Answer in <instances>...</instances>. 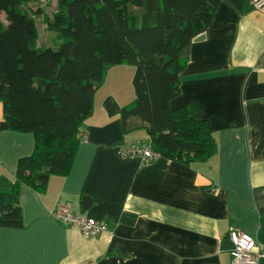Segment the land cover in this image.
Segmentation results:
<instances>
[{
    "label": "crops",
    "instance_id": "1",
    "mask_svg": "<svg viewBox=\"0 0 264 264\" xmlns=\"http://www.w3.org/2000/svg\"><path fill=\"white\" fill-rule=\"evenodd\" d=\"M28 5L51 13L56 0ZM34 18L37 45L48 46L53 34L40 39V30L50 31L41 15ZM105 68L102 85L119 69ZM179 77L169 106H201L196 117L209 123L214 155L190 165L121 156L120 145L146 134L138 117L128 118L124 131L120 115L106 112L104 97H120L106 88L80 127L69 173L51 175L41 194L20 186L22 226L0 227V264H230V230L252 235L264 264V11L251 0H220L210 24L192 38ZM34 143L30 132L0 131V188L11 187L18 159ZM64 204L105 229L86 237L53 218Z\"/></svg>",
    "mask_w": 264,
    "mask_h": 264
},
{
    "label": "trees",
    "instance_id": "2",
    "mask_svg": "<svg viewBox=\"0 0 264 264\" xmlns=\"http://www.w3.org/2000/svg\"><path fill=\"white\" fill-rule=\"evenodd\" d=\"M30 1L0 0V131L30 132L35 140L31 154L18 159L11 187L0 188V227L22 226L21 185L41 194L51 175L69 173L106 64L135 65L134 98L123 105L103 99L124 131L127 119L138 117L142 143L184 165L214 155L209 123L196 117L201 106L171 108L169 101L180 92L192 38L220 0H56L51 13L29 9ZM37 14L53 34L48 46L37 45Z\"/></svg>",
    "mask_w": 264,
    "mask_h": 264
},
{
    "label": "built area",
    "instance_id": "3",
    "mask_svg": "<svg viewBox=\"0 0 264 264\" xmlns=\"http://www.w3.org/2000/svg\"><path fill=\"white\" fill-rule=\"evenodd\" d=\"M252 3L255 8L264 10V0H252ZM118 153L123 157H138L142 164L152 163L160 158L141 140L120 145ZM51 215L64 224L77 228L85 236L98 234L105 229L104 223L93 217L72 213L67 204L59 205ZM228 238L232 244L229 251L230 264H258L260 254L256 251V242L252 235L243 231L231 230Z\"/></svg>",
    "mask_w": 264,
    "mask_h": 264
},
{
    "label": "rangeland",
    "instance_id": "4",
    "mask_svg": "<svg viewBox=\"0 0 264 264\" xmlns=\"http://www.w3.org/2000/svg\"><path fill=\"white\" fill-rule=\"evenodd\" d=\"M2 19H4V15H2ZM39 32H40V39H42V33H46L48 36L52 35V32L50 33L47 31L42 32L41 30ZM106 65H108V68L118 67L119 69L110 70L107 84L102 85L103 87L96 93L95 96L96 101H98L99 98H102V95H105L106 88H112L114 91H117L119 93L117 94V96L120 97L119 99L118 98L116 99L119 105L130 102L135 95L132 86V77L135 72V65L133 64H106Z\"/></svg>",
    "mask_w": 264,
    "mask_h": 264
},
{
    "label": "water",
    "instance_id": "5",
    "mask_svg": "<svg viewBox=\"0 0 264 264\" xmlns=\"http://www.w3.org/2000/svg\"><path fill=\"white\" fill-rule=\"evenodd\" d=\"M88 199L87 198H83L82 199V210H86V208H87V204H86V202H90V201H87ZM229 243H230V241H229ZM231 247H232V244L230 243V249H231Z\"/></svg>",
    "mask_w": 264,
    "mask_h": 264
},
{
    "label": "bare ground",
    "instance_id": "6",
    "mask_svg": "<svg viewBox=\"0 0 264 264\" xmlns=\"http://www.w3.org/2000/svg\"><path fill=\"white\" fill-rule=\"evenodd\" d=\"M251 3H252V0H251ZM252 5H253V3H252ZM253 7H254V5H253ZM255 8V7H254ZM255 9H257V8H255ZM257 10H259V9H257ZM259 11H264V10H259ZM231 231V230H230ZM229 231V232H230ZM229 234V233H228ZM94 235H96V234H94ZM94 235H91V236H94ZM85 236V235H84ZM91 236H86V237H91ZM229 239V238H228ZM230 241V240H229ZM231 243V242H230Z\"/></svg>",
    "mask_w": 264,
    "mask_h": 264
}]
</instances>
